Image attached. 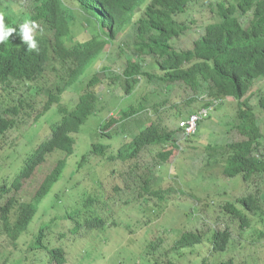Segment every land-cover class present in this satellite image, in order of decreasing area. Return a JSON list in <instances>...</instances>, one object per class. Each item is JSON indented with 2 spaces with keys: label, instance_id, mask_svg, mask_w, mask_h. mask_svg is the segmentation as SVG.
Listing matches in <instances>:
<instances>
[{
  "label": "trees",
  "instance_id": "trees-1",
  "mask_svg": "<svg viewBox=\"0 0 264 264\" xmlns=\"http://www.w3.org/2000/svg\"><path fill=\"white\" fill-rule=\"evenodd\" d=\"M19 3L23 4L21 7L27 11L26 15L15 8V0H0V14L5 15L6 22L15 27V24L28 19L37 22L44 32L42 36H37L39 53L27 51L26 45L15 34L8 43L0 44V144L8 132L30 123H42V128L46 124L52 125L53 133L48 140L34 147L21 168H11L14 169V181L10 187L8 180L12 174H4L5 166L0 164V198L7 199L0 205V229L5 230L15 243L35 218L38 203L64 173L67 157L76 151L78 134L84 124L101 110L102 100H99L96 87L104 83L109 92L114 93L121 75L102 79L96 73L90 82L80 87L81 90L77 84L78 78L102 54H106L130 24L135 22V46L134 57L127 60L122 73L126 78V94L132 92L130 83L135 81L139 73L150 79L156 78L164 94L166 89L178 86L190 89L192 93L188 95V100L194 94L204 92L241 99L258 79L264 77V0H21ZM28 3L29 7H26ZM195 3L205 7L201 11L203 31L194 39L190 49H177L174 46L176 40L194 27V22L187 25L181 22L180 17ZM144 5L141 16L134 21L136 8ZM77 6L86 13L92 24L87 27V31L82 27L77 34L80 40L68 46L66 37H72V31L69 30L73 27ZM46 27L58 32L60 46H57L54 36L48 33ZM141 56L146 57L144 62L150 59L152 71L146 70L139 60ZM59 59L63 65L69 63V66L65 69L66 76L52 89L43 79L50 63L60 62ZM65 78H68L67 82ZM20 79L33 82L32 90L37 93L32 91L30 101L29 98L19 99L14 105L9 90ZM67 90L74 91L77 96H65L63 92ZM259 104L264 109V96L260 98ZM145 110L141 105L138 110L128 114L123 112L118 119L100 122L94 131L95 137L90 139L89 153H85L82 162L78 163L82 167L83 161L89 156L94 159L93 162L107 159L121 164V171L114 167L112 172L122 183L109 189L107 198L118 196V191H126L130 201L140 208L150 203L155 206L154 201L164 199L165 191L154 189L153 186L156 170L160 163L173 161L176 157L175 150L170 148L158 152V159L153 165L148 164V161L142 162L147 159V150L151 146L172 144L176 147L173 139L177 134L176 130L168 129L166 123L162 126L164 129L158 123H147L145 116L148 112ZM238 112L237 129L242 137L205 148L208 165H222L226 177L241 176L242 182L251 188L248 195L218 206L219 211L233 221L238 220L239 227L245 229L251 225L252 216L264 211V189L255 188L261 183L264 185V134L259 125V114L246 102L240 104ZM136 113L140 117L133 119ZM54 114L58 117L52 121ZM136 122L144 127L141 132ZM107 130L111 138L125 139L124 144L118 148L112 146L111 142L106 144ZM128 139L130 141L126 142ZM10 154L8 159L15 152ZM54 154L58 156L54 166L40 179L41 169ZM35 181L39 186L31 200H28L26 197L33 190ZM12 190H20V197L14 195L8 198ZM96 201L98 198H91L90 203ZM153 213L157 216L156 211L149 209L142 219L134 221L136 228L145 229V233L151 237L145 242L144 259L138 264H187L192 261L189 254L195 253L200 247L210 245L209 251L221 256L233 245L232 233L227 227L216 230L209 237L206 230L183 232L166 249V243L170 242L166 240L165 233L158 234L156 225H151L153 220L149 217ZM90 217L85 225L79 219H74L72 231L79 233L84 226L91 229L102 227L105 223L101 216ZM45 235L46 227L42 226L36 239H32H35L34 244L38 243L36 248L51 245L47 242L43 246ZM66 262L68 252L58 246L50 247L46 262L40 264ZM214 263L226 264L219 260ZM233 263L234 259L227 262ZM203 264L208 263L205 261Z\"/></svg>",
  "mask_w": 264,
  "mask_h": 264
},
{
  "label": "rangeland",
  "instance_id": "rangeland-1",
  "mask_svg": "<svg viewBox=\"0 0 264 264\" xmlns=\"http://www.w3.org/2000/svg\"><path fill=\"white\" fill-rule=\"evenodd\" d=\"M204 9L205 7L202 4L195 3L180 17V20L187 25L194 22V27L176 40L175 48L188 49L193 40L203 31L204 23L202 22L204 21H201L203 20L201 11ZM139 14L140 12H136V16ZM210 16L211 14L208 15V17ZM211 18L215 17L212 16ZM90 24H92L91 20L85 18L80 27L85 28L87 31ZM134 34V27L121 34L108 49L107 54L109 57L107 58L104 55L99 59L81 80L86 82L93 75V72L99 69L101 73L99 77L102 79L113 76L111 73L103 74L101 68L104 65L116 68L114 70L109 69V72H116V70H120L118 68L123 69L127 60L134 57ZM145 58V56H141L139 60L141 59L140 61L147 65L146 70L152 71L150 59L147 58L144 62ZM66 72L60 63L55 62L54 65L49 66L43 81L54 89L56 83L66 76ZM142 79L130 94L131 97L127 99L124 95L125 80L123 78L118 79L119 86L114 93L109 92L104 83L98 86L99 97H102L101 110L98 115H93L84 124L82 131L78 134L76 151L68 157L67 166L59 181L54 184L51 191L40 202L38 212L25 230V234L16 244L9 241L6 247L14 251L24 240L29 239L31 241L33 237L36 239L39 229L45 226V236L54 246H60L65 250L71 247L68 256V263L70 264H138L143 261L145 242L151 237H148L145 229L136 228L134 221L137 218H143L149 209L155 211L156 208L151 205H144L143 208H140L137 204L131 206L130 196L124 192L114 198H107L109 188H111V185L113 187L117 179V177L110 175L115 167L113 162L100 159L103 162L101 170H99L98 164V169L92 166L94 159L87 156L82 167L78 166V163L82 162L85 153L87 151L89 153L90 139L95 137L94 131L102 118L108 117L107 119H109L112 114L117 115L121 110L128 109L129 104L142 100L143 104L147 106L153 104H157L160 108L163 106L161 113H166L167 108L173 114L178 108H181V110L190 109L185 112V115H189L200 105L197 103L193 109L185 107L184 101L192 93L190 89L178 86L166 89V94H164L162 87L157 82H147L146 79ZM74 93V91L67 90L64 95L67 97L77 96ZM262 95H264V78L257 81L245 100L254 110L261 111L262 118L259 121L264 134V110L259 107V99ZM237 103L227 100L213 114L211 119L203 121L200 124L198 133L191 139L189 138L190 140L187 139V142L185 141L184 151L180 153L176 162L171 165L167 164L162 169L163 171L159 172L155 181L156 184H160L164 188L171 187L172 190L167 195L166 212L159 217V222H156L157 220L153 222V225H156L158 234L160 232L166 234L167 241L174 242L183 232L191 230H206L207 237H209L220 228H230L233 245L221 256L214 251L210 252V245L200 247L195 253H190L188 256L192 260L196 257L205 258L208 264H214L217 260L226 262L231 257L235 260V264H248L255 258H257L259 264H264V237H260V231L264 229V211L251 217L250 228L241 229L238 221H233L219 211L218 207L221 203L234 201L240 196L248 195L251 188L245 182H242L241 176L226 177L222 172V165L207 164V151L205 148L207 145H218L225 143L226 139L230 138L229 141H233L242 137L238 129L234 127L238 123ZM148 113L150 114V111ZM56 117L58 115L54 114L52 121ZM177 121H179V118ZM31 124L8 132L0 144V164L9 167L14 159L6 161L9 157L8 154L16 152L21 157L24 153L23 146L26 143H30V146L37 148L44 141L42 136L45 135L46 137L50 134L48 124L45 125L44 129H42V123ZM181 135V132H179L178 137ZM129 141L130 139L126 142ZM31 152L28 151V154H31ZM4 157L6 159H3ZM57 158L58 156L54 154L48 164L44 165L39 173L40 179L44 177V174L50 172ZM142 162L147 163V159ZM117 167H119V164ZM124 169L126 172L128 171L126 166ZM258 187L264 189L262 183L255 188ZM95 197L98 198V201L90 203L91 198ZM161 212L157 211L156 214ZM91 215L101 216L105 220L104 225L91 229L84 226L78 234H74L72 232L73 220L79 219L85 225ZM149 218L155 220V214L153 213V216ZM64 233L66 234L63 235ZM240 242L241 244H239ZM170 244L166 243V249L169 248ZM23 247L25 255L17 258L14 263L15 257L19 254L18 251H14L8 259L5 253L0 252V261H7L0 264H40L46 262L50 246L39 249L30 243H26Z\"/></svg>",
  "mask_w": 264,
  "mask_h": 264
},
{
  "label": "clouds",
  "instance_id": "clouds-1",
  "mask_svg": "<svg viewBox=\"0 0 264 264\" xmlns=\"http://www.w3.org/2000/svg\"><path fill=\"white\" fill-rule=\"evenodd\" d=\"M19 2H21V0H15V8H17V10L19 11V12H21V10L22 11H24V15H26V10L24 9V8H22L21 7V5H23L22 3H19ZM29 4L30 3H28V4H26V7H29ZM142 8V9H138V8ZM140 7H138V8H136V10H135V16H134V21H136V20H138V18L141 16V14H142V12H143V10H144V7H145V5L144 6H140ZM75 10L77 11V13L75 14V19H74V21H73V27L69 30V31H72V33H71V36L72 37H69V36H67L66 37V42H67V45L68 46H71V45H75L76 44V41H79L80 39H78V37H77V34H79V30H81V28L82 27H80V24H82L83 23V20L85 19V18H87V16H86V13L82 10V9H80V7H76L75 8ZM136 12H140V14L139 15H137L136 16ZM91 14V13H90ZM185 14V13H184ZM184 14H182V15H184ZM78 16H80V17H78ZM94 18V17H93ZM76 22V23H75ZM181 22H182V20H181ZM131 27H134L135 28V22L134 23H132V24H130L128 27H127V29L125 30V31H127L129 28H131ZM46 29H47V31H48V33H50L52 36H54V38H55V40H56V44H57V46L59 45H61V41H57V38L59 37L60 38V36H59V34H58V32L56 33V30H53V29H50L49 27H46ZM74 29H76L75 31H74ZM190 31V30H189ZM43 32H44V29L37 23V22H35V21H31V20H25V21H23V22H20V23H17V24H15V27L13 26V25H10L9 23H7L6 22V19H5V15L4 14H0V44H6V43H8L9 41H10V37H12L13 36V34H15L16 36H18L19 37V39H20V41L24 44V45H26V47H27V51H29V52H34V53H39V51H40V42H39V40L37 39V36L38 35H40V36H42L43 35ZM188 32V31H187ZM186 33V32H185ZM200 35V34H199ZM198 35V36H199ZM193 42H194V40H193ZM193 42H192V45L188 48V49H190L192 46H193ZM188 49H184V50H188ZM181 50V49H180ZM104 55H106L107 56V58L109 57L108 56V54H107V52H106V54L104 53V54H102L101 55V57L100 58H98L91 66H90V68H88L86 71H84V73L78 78V80H77V84L79 85V89L81 90V86H85L86 85V83L87 82H90L91 81V78H92V76L94 75V74H98V76H100V69L99 70H96V71H94L93 72V75L90 77V79L89 80H87L86 82L85 81H82L81 79L86 75V73L92 68V66H94V64L95 63H97V61L99 60V59H101ZM106 58V59H107ZM105 59V60H106ZM104 60V61H105ZM59 61L60 62H58V63H60V64H62L63 65V63H62V61L59 59ZM55 64V62H51L50 63V65H54ZM61 65V66H62ZM143 65H144V67H146L147 65L146 64H144L143 63ZM68 66H69V63H65L62 67L64 68V69H66V68H68ZM102 72H104L103 74L105 75V74H109V73H111V74H113L114 75V77L116 76V75H121V77L120 78H123L124 80H125V83H124V88H125V85H126V78H125V75H123L122 73H123V70H124V68L122 69V68H118V69H120V70H116V72H109L108 70L109 69H111V70H114V69H116V68H110V67H108L107 65H104L102 68ZM149 72V71H148ZM109 77H111V76H109ZM62 78H64V77H62ZM61 78V79H62ZM146 79V81L147 82H149V81H155L156 82V78H153V79H150V78H147V77H145V76H143V75H140V73L138 74V75H136V78H135V81L136 80H138V82L137 83H134L135 81L133 80V81H131V83H130V85H132V92L134 91V89H135V87H136V85H138L139 84V82H140V80L141 79ZM262 78H264V77H262ZM262 78H260V79H258L257 81H259V80H261ZM142 79V80H143ZM65 80H66V82L68 81V78H65ZM134 83V84H133ZM257 83V82H256ZM256 83H254V85L256 84ZM32 84H33V82H27V81H24L23 79H20V82H16L12 87H11V89L9 90L10 91V93H11V96H12V98L14 99V100H12L13 101V104L14 105H16V100H19V99H27V98H29V101H30V99H31V97H32V91L33 92H35V93H37L36 91H34V89L32 90ZM103 84V83H102ZM106 85V84H105ZM254 85L251 87V89H250V91L243 97V98H241V99H235V98H231V97H227L225 94H221V95H218V96H214V95H210L209 93H207V92H204V93H198V94H194L193 95V97L192 98H190L189 100H188V98L184 101V105H185V107H188V108H192L193 109V107L197 104V103H199L200 105H199V107L198 108H196V109H194L193 110V112H191L189 115L187 114V115H185V112H187L188 110H190V109H183V110H181V108H178L177 110H176V112H175V114H173V113H170V111L166 108V113H161L162 112V108H163V106L160 108V107H158L157 106V104H153V105H150V106H147V105H145V104H143V101L141 100V101H138V102H135V103H131V104H129L127 107H129L128 109H123V110H121L117 115H115V114H112L111 115V117L109 118V119H107V118H102V123L104 122H107V121H109L111 118H114V119H118L119 117H121L122 116V114H123V112H127V114L129 113V112H133V111H135V110H138V108L139 107H141V105L142 106H144L145 108H146V110H147V112L148 111H150V114L148 113L146 116H145V120L147 121V123H152V122H154V123H158L159 124V126H160V128H162V129H164L162 126L166 123V126L168 127V129H170V130H176L177 131V134H176V136L174 137V139H173V141H175L174 143H175V145H176V147L175 146H173L172 144H165V145H156V146H151L148 150H147V152H148V155H147V161H148V164L150 163L151 165H153L154 163H155V161L158 159V152H160V151H162V152H165L166 150H168V149H170V148H172L173 150H175V152H176V157H175V159L172 161H167V162H162V163H160L159 165H158V167H157V170H156V174H157V177H158V174H159V172L164 168V167H166V165L167 164H169V165H171V164H174L175 162H176V160H177V158L179 157V155H180V153L182 152V151H184V148H185V143L187 142L186 140L187 139H191V137H193V136H195L197 133H198V131H199V127H200V124L203 122V121H205V120H208V119H211L212 117H213V114L220 108V107H222V105L227 101V100H231V102H233V101H235L236 103H237V105H238V110H237V118H238V115H239V107H240V104H243V103H247L248 104V102H247V100H245V98H246V96L251 92V90H252V88L254 87ZM56 86V85H55ZM107 87V86H106ZM51 88V87H50ZM126 89V88H125ZM96 90H97V92H98V97H99V91H98V86L96 87ZM205 91H208V90H205ZM1 92V91H0ZM66 91H64L63 92V94L65 93ZM131 92V93H132ZM131 93H127V94H129V95H127L126 94V92L124 93V95H126V98L125 99H127V98H130L131 97ZM62 94V95H63ZM262 96H264V95H262ZM261 96V97H262ZM260 97V98H261ZM99 100H102V97L100 96L99 97ZM122 101V100H121ZM259 101H260V99H259ZM249 105V104H248ZM250 106V105H249ZM251 107V106H250ZM259 107L262 109V110H264L261 106H260V104H259ZM118 108V107H117ZM252 108V110H254L253 109V107H251ZM146 110H145V112H146ZM181 110V111H180ZM180 111V112H179ZM256 111V110H255ZM179 112V113H178ZM178 113V114H177ZM256 113H258L259 114V120L262 118V115H260V113H261V111H256ZM137 115L134 117V115L132 116L133 117V119H135V118H139L140 116H139V114L138 113H136ZM177 116V117H176ZM130 118V117H129ZM179 118V121H177V119ZM180 118H183V119H181L180 120ZM131 119V118H130ZM143 120H144V117L142 118ZM132 120V119H131ZM57 122H59V121H57ZM57 122H54V124H56ZM238 122H239V120H238ZM259 125L261 126V124H260V121H259ZM48 126L50 127V134L49 135H47L46 137H45V135H43L42 136V139L44 140V141H46V140H48L51 136H52V130H53V126L52 125H49L48 124ZM137 126H140L141 128H140V132L144 129V127L143 126H141L140 124H138L137 122H136V127ZM99 127V124L97 125V127L96 128H98ZM235 128H237V124H236V126H234ZM112 128V127H111ZM261 128H262V126H261ZM42 129H44V128H42ZM239 131V130H238ZM179 132H181V136H179L178 137V134H179ZM41 134H42V131H41ZM105 134L108 136L107 137V139H106V141H105V143L107 144V143H112V146H114V147H116V148H118V147H121L123 144H124V140L125 139H118L117 137H110L109 136V131L107 130L106 132H105ZM240 134V133H239ZM189 139V140H190ZM188 140V141H189ZM230 140V138L229 139H226V141H225V143L226 142H228ZM236 140V139H235ZM43 141V142H44ZM172 141V142H173ZM186 141V142H185ZM221 144H223V143H221ZM210 145H212V144H210ZM210 145H207V146H210ZM219 145V144H218ZM206 146V147H207ZM175 147V148H174ZM33 149H34V147L33 146H30V143H26L24 146H23V150H24V153H23V155L20 157L19 155H17L16 154V152H15V154L13 155V156H11L9 159H14V161L12 162V164L9 166V167H6L5 166V169H6V171H5V173L4 174H6V173H11L12 174V178L10 179V180H8V183H9V187L12 185V183H13V181H14V169H11V168H16V167H19V168H21L24 164H25V161H26V159H27V157L28 156H30V154H28V151H32L33 152ZM31 152V153H32ZM88 152V151H87ZM86 152V153H87ZM74 154V153H73ZM69 156H71V155H69ZM68 156V157H69ZM20 157V158H19ZM68 157H67V159H68ZM8 159V160H9ZM103 161H105V160H103ZM102 160L101 161H96V162H93L92 163V166L93 167H95V169H98V167H97V164L99 165V170H101V164H102V162H103ZM118 164L119 163H117V162H114L113 163V165H115V167L117 168V169H119L120 171H121V169H120V166H121V164H119V167H117L118 166ZM163 171V170H162ZM3 174V175H4ZM171 174V173H170ZM110 175L111 176H114V177H116V175L115 174H113V172L111 171L110 172ZM157 177H156V180H157ZM61 178V177H60ZM156 180H154L153 181V186H154V189H158V190H160V189H162V190H164L165 191V197H164V199L162 200V201H154L155 202V208H156V212L157 211H159V212H161L160 214H157V216L155 215V217H156V219L155 220H153L152 221V224L151 225H153L154 223V221H156V222H159L160 220H159V217L163 214V213H165L166 212V205H167V195L170 193V192H172V190H171V187H169V188H164L162 185H160V184H156L155 183V181ZM59 181V180H58ZM57 181V182H58ZM56 182V183H57ZM121 183H122V180H118V178L116 179V183L113 185V187L116 185V184H120L121 185ZM39 186V183H37V181H35V183H34V188H33V190L31 191V193H30V195H28V197H26V199H28V200H31V196H32V194L33 193H35L36 192V190H37V187ZM112 187V185H111V188H113ZM111 188H109V189H111ZM107 189V188H106ZM174 190V189H173ZM122 192H124V193H127L128 194V192H126V191H118L117 193H122ZM17 196L18 198L20 197V190L18 191V192H15V190H12L10 193H9V195H8V198L10 197V196ZM119 195V194H118ZM188 196V195H187ZM46 197V196H45ZM44 197V198H45ZM43 198V199H44ZM42 199V200H43ZM7 199H1L0 198V201H1V203H0V205L1 204H3L5 201H6ZM41 200V201H42ZM40 201V202H41ZM40 202L38 203V206H39V204H40ZM131 202V201H130ZM133 204L135 205L136 203L135 202H131V206H133ZM145 205V204H144ZM147 206H149V205H151V206H153V203H150V204H146ZM0 219H2L1 218V210H0ZM137 219H142V218H137ZM146 221V220H145ZM236 221H238V220H236ZM118 225V224H117ZM240 226V225H239ZM251 227V225H248V226H246V228H250ZM73 228H74V226H73ZM72 228V229H73ZM25 232V231H24ZM23 232V234L19 237V240H20V238L25 234ZM74 234H78V233H75V231H72ZM263 232V233H262ZM10 236L7 234V232L5 231V230H3V229H0V252H2V253H5L6 254V258L8 259L9 258V256L11 255V254H13V252L14 251H18V256H16L15 257V259H14V261H13V263L15 262V260L17 259V258H21V257H23L24 255H25V250H24V245L26 244V243H30V244H32L33 246H37L38 245V243L37 244H34V241H35V239L34 240H31V241H26L24 244H20V241H19V247L17 248V249H15L14 251H12V250H10L8 247H6V245L9 243V241H12L13 243H15L14 242V240H12V239H10L9 238ZM260 237H264V229L262 230V231H260ZM47 242H50L49 241V239L47 240V237L45 236V239H44V241H43V246L47 243ZM51 243V242H50ZM170 243H172L171 241H170ZM16 244V243H15ZM239 244H241V242L239 243ZM52 246H54V244H52L51 243V245H50V247H52ZM54 247H58V246H54ZM39 249L40 248H42V247H38ZM66 251L68 252V256L70 255V252H71V247H68V248H66ZM202 259H204L205 260V258H199V257H196L195 259H193L192 261H190V263H192V264H203V263H205V261L203 260L202 261ZM230 259H233V257H231ZM230 259H228V261L230 260ZM198 261H199V263H198ZM228 261H226V264H227V262ZM245 261H246V259H245ZM258 260H257V258H255L254 260H251L248 264H259L258 262H257ZM2 262H7L6 260L5 261H0V263H2ZM65 264H70V263H68V262H66ZM215 264V263H214ZM233 264H235V260H234V263ZM263 264V263H262Z\"/></svg>",
  "mask_w": 264,
  "mask_h": 264
}]
</instances>
